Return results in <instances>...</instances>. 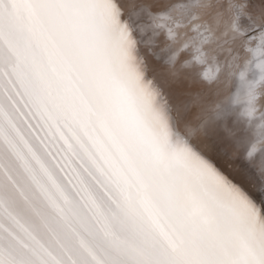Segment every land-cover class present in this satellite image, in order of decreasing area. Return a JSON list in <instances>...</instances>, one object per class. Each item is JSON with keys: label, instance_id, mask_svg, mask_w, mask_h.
Wrapping results in <instances>:
<instances>
[{"label": "snow or ice", "instance_id": "6c2138e0", "mask_svg": "<svg viewBox=\"0 0 264 264\" xmlns=\"http://www.w3.org/2000/svg\"><path fill=\"white\" fill-rule=\"evenodd\" d=\"M137 45L117 0H0V264H264V206L174 130Z\"/></svg>", "mask_w": 264, "mask_h": 264}, {"label": "bare ground", "instance_id": "6f19581e", "mask_svg": "<svg viewBox=\"0 0 264 264\" xmlns=\"http://www.w3.org/2000/svg\"><path fill=\"white\" fill-rule=\"evenodd\" d=\"M197 1L117 0L138 41V58L145 76L160 93V102L167 106L174 130L186 136L225 178L242 188L258 206H264L258 162L246 159L247 151L254 145L261 149L255 160L264 155V83L257 89L256 114L249 119L244 115L245 85L239 79V72L250 58L248 52L225 67L226 53L213 51L232 36H246L252 28H257V32L254 31L250 45H260L264 39L260 28L264 23L260 18H251V25L241 18L232 22L222 18L209 19L204 12H198V7L186 14L185 7L197 4ZM154 3L159 7L156 15L144 7ZM21 26H26V21H21ZM170 31L175 39L170 38ZM245 36L246 46L249 42ZM204 37L208 39L202 43ZM21 43H24L23 39ZM197 48L203 52L206 63L197 62L196 57L200 55ZM186 63L190 66H185ZM209 66L214 71L220 69L211 85L199 75ZM221 73L226 77L223 82H217ZM259 75L253 67L248 80L255 83ZM212 85V95H205Z\"/></svg>", "mask_w": 264, "mask_h": 264}, {"label": "rangeland", "instance_id": "374dc122", "mask_svg": "<svg viewBox=\"0 0 264 264\" xmlns=\"http://www.w3.org/2000/svg\"><path fill=\"white\" fill-rule=\"evenodd\" d=\"M156 1H158V0H156ZM197 4L200 5L198 7V12H204L206 15H208L206 17H208L209 19L211 17H214V19L215 18H218V19L222 18L226 21L229 20V22H232L234 20H237L238 18L239 19L241 18L245 22V24L247 23V24L251 25V21H250L251 18H255V19L260 18L262 23H264V0H245V1L244 0H198ZM147 6H149L150 9ZM147 6L144 5V7H146L148 9L149 13H151L153 15L157 14V12L159 10L157 3L149 4ZM226 13H228V14H226ZM242 13L244 14L243 16H242ZM233 16H235V17H233ZM206 23H208V22H206ZM156 26H159V25L157 24ZM173 29H176V27ZM254 31L257 32V28H252L247 33L251 34V36H252L255 33ZM243 36H245V35L232 36V37L226 39L224 42L218 44L214 48L213 51H215V52H218L221 50L222 52L226 53L225 58L227 57L226 58L227 63L225 64V67H228L229 65H231L232 62L235 61V59H241V57L244 56L243 53L247 52V51L243 50V49H245L244 47H246L244 45V42H243L244 41ZM232 53H234V54H232ZM238 53H241V55L240 54L238 55ZM228 56H229V58H228ZM235 57H238V58H235ZM228 60H230V61H228ZM221 74L222 75L219 76V78L217 79V82H223V80L225 79L226 74L225 73H221ZM220 79H221V81H220ZM213 86L214 85L207 88V93L205 95H209V94L212 95V87ZM209 88H211V89H209Z\"/></svg>", "mask_w": 264, "mask_h": 264}, {"label": "clouds", "instance_id": "9594fccd", "mask_svg": "<svg viewBox=\"0 0 264 264\" xmlns=\"http://www.w3.org/2000/svg\"><path fill=\"white\" fill-rule=\"evenodd\" d=\"M249 54V60L246 62L245 66L239 72V79L245 85V95L243 97V102L246 104L244 108V115L251 119L256 114V104L258 99L257 89L261 83H264V39L261 40L260 45H251L246 50ZM199 64L206 63L204 59V54L201 55L200 60H197ZM255 62V63H254ZM185 66H190L186 63ZM259 71L260 75L258 79L253 83L248 80L249 72L252 68ZM220 71L216 68L215 71L211 66L206 67L203 71L199 73L201 80L205 83L211 85L217 78V73ZM261 153V149L258 146H253L246 153V157L250 160H255L256 157Z\"/></svg>", "mask_w": 264, "mask_h": 264}]
</instances>
